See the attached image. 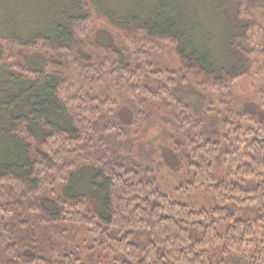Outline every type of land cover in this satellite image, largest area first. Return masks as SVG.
Segmentation results:
<instances>
[{
  "label": "trees",
  "instance_id": "16d2710c",
  "mask_svg": "<svg viewBox=\"0 0 264 264\" xmlns=\"http://www.w3.org/2000/svg\"><path fill=\"white\" fill-rule=\"evenodd\" d=\"M49 1L44 23L0 25V264H264V45L251 15L264 0H89L131 50L91 41L85 0ZM152 41L180 66L150 62ZM25 49L73 66L85 88L31 69ZM246 78L255 93L236 97ZM151 118L162 135L146 141L138 119ZM157 168L216 206L173 201Z\"/></svg>",
  "mask_w": 264,
  "mask_h": 264
},
{
  "label": "rangeland",
  "instance_id": "374dc122",
  "mask_svg": "<svg viewBox=\"0 0 264 264\" xmlns=\"http://www.w3.org/2000/svg\"><path fill=\"white\" fill-rule=\"evenodd\" d=\"M151 0H146L150 2ZM84 5H87L89 14L93 19L95 35L91 40L94 43L104 44L106 42H114L118 47L132 49L131 42L133 37H131L125 30H120L116 28L113 24L105 20L102 16L98 15L94 9L89 5V0L84 1ZM55 11V6H52L49 0H0V25H8V23L16 24L17 26L23 27H35L40 23H44L48 20L50 14ZM251 15L255 18L256 29L253 31V37L258 44L264 45V10H258L253 8L251 10ZM150 46V62L161 69L175 70L180 66L179 60L174 52L173 47L164 41H152L148 44ZM131 46V47H130ZM20 52V53H19ZM17 54L21 57L20 59L25 60L31 69H35L37 65L45 66V71H59L64 73L68 78L71 79L73 84L76 86L84 87L86 84L83 82L78 71L70 66L67 69H61L53 67L47 63L46 59L34 51L21 50L17 51ZM42 68V67H41ZM256 81L254 79H242L234 87V93L237 96H249L253 95L256 91ZM96 93L100 94L99 87H93ZM110 97L116 99L118 102H126V98L123 97L117 87L113 86L112 90L109 92ZM130 113L128 112L127 115ZM143 116L138 115L137 118H143ZM138 122L142 127L146 128V141H149L155 137H159L162 134V129L158 126L154 118H151V122L155 123L156 127L147 129L148 122ZM163 139H158L155 146L156 148L160 146H167ZM223 173V169L220 170ZM158 187L161 188L162 192L167 194L173 201L190 205L196 209H209L215 207L217 202L213 194L209 192L197 191L192 194H179L176 192L179 187L177 181L173 174L166 168H157L155 171Z\"/></svg>",
  "mask_w": 264,
  "mask_h": 264
}]
</instances>
